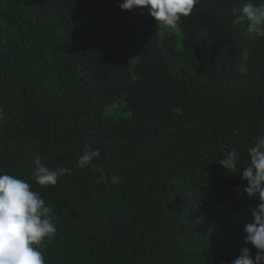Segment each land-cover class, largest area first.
<instances>
[{
    "label": "trees",
    "instance_id": "16d2710c",
    "mask_svg": "<svg viewBox=\"0 0 264 264\" xmlns=\"http://www.w3.org/2000/svg\"><path fill=\"white\" fill-rule=\"evenodd\" d=\"M121 2L0 0V173L53 208L46 264L254 258L259 200L234 191L264 134V37L233 14L247 0H199L179 31ZM85 145L101 155L80 168ZM36 154L73 171L41 187Z\"/></svg>",
    "mask_w": 264,
    "mask_h": 264
},
{
    "label": "clouds",
    "instance_id": "9594fccd",
    "mask_svg": "<svg viewBox=\"0 0 264 264\" xmlns=\"http://www.w3.org/2000/svg\"><path fill=\"white\" fill-rule=\"evenodd\" d=\"M198 3L199 0H122L119 7L129 11L139 9L141 14L146 10L158 26L179 31L182 19L189 16ZM237 12L247 19L249 35L264 37V0L258 4L254 0H247L242 8L233 9V14ZM2 119L0 109V122ZM100 155L99 149L85 145L77 166L89 167ZM247 155L248 163L241 176L247 184L237 186L234 191L238 195L246 194L259 200L250 209L252 222L244 227L245 244L255 248L256 254L253 258L251 249L243 247L241 254L231 264H264V134L255 138V144L247 150ZM238 160L239 154L233 150L219 164L228 174L238 173L241 168ZM33 164L36 183L44 188L55 186L60 177L73 171L63 166L50 169L39 154L34 156ZM105 179L101 176L98 182ZM119 181L120 177L113 175L110 182L117 184ZM52 212L53 208L27 181L0 173V264H46L42 249L57 233Z\"/></svg>",
    "mask_w": 264,
    "mask_h": 264
}]
</instances>
